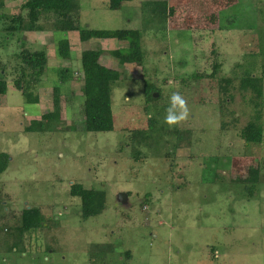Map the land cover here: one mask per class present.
<instances>
[{"label": "rangeland", "instance_id": "374dc122", "mask_svg": "<svg viewBox=\"0 0 264 264\" xmlns=\"http://www.w3.org/2000/svg\"><path fill=\"white\" fill-rule=\"evenodd\" d=\"M0 1V14H12L25 0ZM108 1L79 0L80 27L140 30L142 66L114 58L113 49L127 46L114 38L80 41L77 31L10 38L0 32V61L16 64L18 40L31 50L45 49L48 60L36 87L38 103H26L12 84L14 73H5L0 152L7 153L8 165L0 173V264H264V77L263 139L248 144L239 134L252 114L245 102L250 93L243 98L235 91L238 121L223 130L216 81L208 76L216 62L217 77L262 75L264 0H165L172 14L156 28L147 27L142 4L163 0H130L115 10ZM63 38L69 59L56 54ZM85 49L101 50L100 62L128 78L112 92L111 131L79 126ZM62 67L71 74L60 85L58 106L52 88ZM146 81L158 88L147 112ZM177 91L187 101L188 118L147 129V116L156 108L163 120ZM50 111L58 118L53 130L26 131ZM176 130L190 135L178 143ZM73 183L105 191L102 213L81 217L80 199L69 193ZM119 193H127L126 204L117 201ZM34 206L45 226L19 237L13 227L20 212Z\"/></svg>", "mask_w": 264, "mask_h": 264}, {"label": "trees", "instance_id": "16d2710c", "mask_svg": "<svg viewBox=\"0 0 264 264\" xmlns=\"http://www.w3.org/2000/svg\"><path fill=\"white\" fill-rule=\"evenodd\" d=\"M130 0H109L108 7L112 10L118 9L124 2ZM0 6L2 2L0 1ZM142 7L147 10V27H155L160 22L165 26L167 18L172 14V8L163 1H144ZM79 0H25L12 14H0L4 18V25L0 28L8 37L24 32L53 31L66 33L77 31L80 41H88L91 38H114L127 42L125 49L116 48L111 51V55L121 61V63H137L143 65V52L141 48V32L138 29H94L80 27L79 25ZM170 14V15H169ZM2 15V16H1ZM162 26V25H160ZM19 42V50L12 54L16 64L12 65L8 61H0V95L7 92L6 71L11 69L14 73L12 79L13 86L19 90L26 103H38L39 98L36 87L41 81V77L47 66V54L45 49L31 50L27 48L25 41ZM99 49H85L80 53V64L82 72V84L80 86L82 103V118L80 128L86 131L103 132L114 129V115L112 111V92L116 86H122L123 79L127 78L122 72L109 68L99 61L101 56ZM56 54L62 59L70 58V46L66 38L57 41ZM219 63H214L213 72L208 76L216 81L217 108L220 109V128L223 130L234 126L238 121L239 113L234 111L233 95L235 91L243 98L246 93H250L246 99V107H251L252 114L249 120L240 129L241 139L248 144H259L263 139L262 126V97H263V77L255 76L249 71L234 80L232 77H217ZM68 67L58 68L59 83L52 88L53 101L59 106L60 85L65 83L70 75ZM193 75V78H198ZM185 83L188 80H184ZM158 88L150 82H144L143 109L147 112V106L157 99L152 95ZM228 97V98H226ZM155 100V101H154ZM243 104V103H242ZM244 105V104H243ZM154 108V107H153ZM155 109V113L147 116L149 130H161L165 128L164 119H160V109ZM58 119L53 112H45L40 119L30 123L26 131L53 130L52 122ZM179 134L177 141L180 142L190 135L189 130H176ZM142 135L141 130L138 131ZM189 139V138H188ZM178 141V143H179ZM8 165L7 153L0 152V173ZM69 193L80 199L81 217L96 216L102 213L106 203V193L104 190L85 188L80 183H73ZM145 202V201H143ZM143 203L141 202V206ZM45 218L40 207H23L17 219V226L13 227L14 234H21L30 230L41 228ZM11 228V227H10ZM126 258L130 254L126 252Z\"/></svg>", "mask_w": 264, "mask_h": 264}, {"label": "clouds", "instance_id": "9594fccd", "mask_svg": "<svg viewBox=\"0 0 264 264\" xmlns=\"http://www.w3.org/2000/svg\"><path fill=\"white\" fill-rule=\"evenodd\" d=\"M189 116V109L187 107V101L177 91L173 92L170 96L169 107L166 109V115L164 122L169 126L179 124Z\"/></svg>", "mask_w": 264, "mask_h": 264}, {"label": "water", "instance_id": "95a60500", "mask_svg": "<svg viewBox=\"0 0 264 264\" xmlns=\"http://www.w3.org/2000/svg\"><path fill=\"white\" fill-rule=\"evenodd\" d=\"M157 93H155V96ZM117 201L121 204H126L127 203V193H119L117 195Z\"/></svg>", "mask_w": 264, "mask_h": 264}, {"label": "crops", "instance_id": "0c3cea01", "mask_svg": "<svg viewBox=\"0 0 264 264\" xmlns=\"http://www.w3.org/2000/svg\"><path fill=\"white\" fill-rule=\"evenodd\" d=\"M100 59V58H99ZM100 61V60H99Z\"/></svg>", "mask_w": 264, "mask_h": 264}]
</instances>
